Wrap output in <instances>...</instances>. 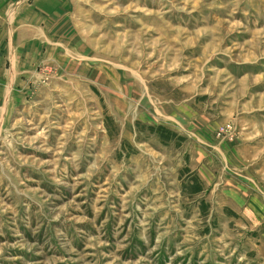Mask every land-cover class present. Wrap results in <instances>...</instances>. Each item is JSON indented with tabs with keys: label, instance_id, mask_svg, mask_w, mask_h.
Listing matches in <instances>:
<instances>
[{
	"label": "rangeland",
	"instance_id": "1",
	"mask_svg": "<svg viewBox=\"0 0 264 264\" xmlns=\"http://www.w3.org/2000/svg\"><path fill=\"white\" fill-rule=\"evenodd\" d=\"M40 12L0 136V264H264V0Z\"/></svg>",
	"mask_w": 264,
	"mask_h": 264
},
{
	"label": "crops",
	"instance_id": "2",
	"mask_svg": "<svg viewBox=\"0 0 264 264\" xmlns=\"http://www.w3.org/2000/svg\"><path fill=\"white\" fill-rule=\"evenodd\" d=\"M57 1L59 0H0V136L6 128L5 122L9 117L12 98L16 96L20 50L28 55L31 64L32 59L42 53L40 39L43 38L44 33L43 27L38 24L40 18L37 11L41 10L40 14L47 13L46 11L50 10ZM23 18L31 19L24 20L25 22L33 21L27 22L30 24L29 29L22 34L33 39L26 42L24 50L17 45L18 35L12 24L14 21L23 22Z\"/></svg>",
	"mask_w": 264,
	"mask_h": 264
}]
</instances>
